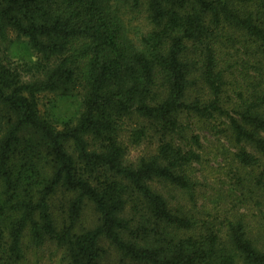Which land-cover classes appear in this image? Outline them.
Returning <instances> with one entry per match:
<instances>
[{
	"label": "trees",
	"instance_id": "obj_1",
	"mask_svg": "<svg viewBox=\"0 0 264 264\" xmlns=\"http://www.w3.org/2000/svg\"><path fill=\"white\" fill-rule=\"evenodd\" d=\"M10 33L36 59L0 60V264H264V0H0Z\"/></svg>",
	"mask_w": 264,
	"mask_h": 264
},
{
	"label": "rangeland",
	"instance_id": "obj_2",
	"mask_svg": "<svg viewBox=\"0 0 264 264\" xmlns=\"http://www.w3.org/2000/svg\"><path fill=\"white\" fill-rule=\"evenodd\" d=\"M124 19L126 22L133 25H141V28L145 26L146 20L144 19V13L140 12L137 15L130 11L125 13ZM36 57L30 50L24 39H17L13 33L8 34L5 40L0 39V60L8 63L11 66L17 67L18 70L25 69V67L35 61ZM24 77L28 75L22 72ZM80 99L77 96H69L60 98L57 94L46 93L39 96V110L46 116H51L55 124L60 125L64 121H74L80 111ZM135 150V149H134ZM132 150V153H136ZM207 179H203L206 182L204 188L210 191V187L213 186V179L210 174L205 175ZM158 190L168 192L169 188L154 184ZM175 194L176 192L173 191ZM177 195V194H176ZM178 198L179 195H177ZM182 201V200H181ZM97 220V216L94 213L91 204L87 203L83 211L81 223L84 227H92ZM28 244V243H27ZM26 244V245H27ZM103 246L108 248L106 241L102 242ZM25 245V247H26ZM111 255H107L108 263L114 254L113 249H109ZM21 264H61L60 262V250L52 242H46L41 247L34 248L28 247L25 250V260Z\"/></svg>",
	"mask_w": 264,
	"mask_h": 264
}]
</instances>
